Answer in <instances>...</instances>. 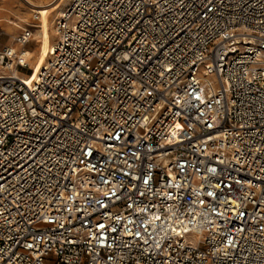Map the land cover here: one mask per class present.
Segmentation results:
<instances>
[{
    "label": "built area",
    "instance_id": "obj_1",
    "mask_svg": "<svg viewBox=\"0 0 264 264\" xmlns=\"http://www.w3.org/2000/svg\"><path fill=\"white\" fill-rule=\"evenodd\" d=\"M56 34L31 76L0 50V264H264V0H70Z\"/></svg>",
    "mask_w": 264,
    "mask_h": 264
},
{
    "label": "rangeland",
    "instance_id": "obj_2",
    "mask_svg": "<svg viewBox=\"0 0 264 264\" xmlns=\"http://www.w3.org/2000/svg\"><path fill=\"white\" fill-rule=\"evenodd\" d=\"M35 2H40L43 3L44 5H46V7H50L53 11L56 10L57 8V4L59 2H62L63 0H34ZM26 5H28V2L26 0H11L10 4L5 5V7L2 9L0 7V50L3 51L4 48L6 46H10V45H17L19 44L16 41V37L21 33V31L25 28V27H30L33 30V36L32 38L27 42V44L24 46L22 45V48H28L29 50L32 51L33 53V57H29L27 58V61L29 63V66L23 67V66H19L18 70L20 72H29L31 69V72L29 73L30 75L33 73V71L35 70V55H38L40 53L41 50V43H40V34L38 33V28L29 25V22L32 21H37L38 19H36V14L37 12H33V11H29V8L26 7ZM7 16L11 17V21L17 22L18 25H23L25 27L18 28L17 31L13 32V36L12 34H10L8 32V29L10 28L9 25V20L7 19ZM59 18V17H58ZM57 18V19H58ZM57 19H54L52 21L53 24V34H52V38H51V42H53V44L56 43L57 40V34H56V21ZM18 53L21 52V50H17ZM48 55V52H46V57ZM4 65H6V63H4ZM3 65L0 64V73L4 72V71H8L9 67H2Z\"/></svg>",
    "mask_w": 264,
    "mask_h": 264
},
{
    "label": "bare ground",
    "instance_id": "obj_3",
    "mask_svg": "<svg viewBox=\"0 0 264 264\" xmlns=\"http://www.w3.org/2000/svg\"><path fill=\"white\" fill-rule=\"evenodd\" d=\"M28 2V5L26 7L29 8V11L37 12L36 19L37 21L29 22V25H32L36 28H38V33L40 34V43H41V50L38 55H35V70L32 74H34L40 66L45 62L46 58L49 56L51 50L55 46L53 42H51L52 34H53V24L52 21L54 19H57L58 17L62 16V14L65 12L67 5L70 3V0H63L62 2H59L57 4L56 10H52L50 7H46L43 3L35 2L34 0H26ZM15 2V0H14ZM11 0H0V7L3 9L5 5L10 4ZM7 19L9 20L10 28L8 29V32L12 34L13 32L17 31L18 28L25 27L23 25H18L17 22L11 21V17L7 16ZM26 28V27H25ZM14 37V36H13ZM17 39V37H16ZM22 43L10 45L9 47L16 51V53L23 58L24 61H27L28 56L33 57V53L28 48H22ZM17 50H21L20 53H18ZM46 52H48V55L46 57ZM8 67L7 65H4ZM31 74V75H32ZM29 75V76H31Z\"/></svg>",
    "mask_w": 264,
    "mask_h": 264
},
{
    "label": "crops",
    "instance_id": "obj_4",
    "mask_svg": "<svg viewBox=\"0 0 264 264\" xmlns=\"http://www.w3.org/2000/svg\"><path fill=\"white\" fill-rule=\"evenodd\" d=\"M25 46V45H24Z\"/></svg>",
    "mask_w": 264,
    "mask_h": 264
}]
</instances>
